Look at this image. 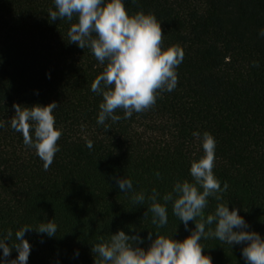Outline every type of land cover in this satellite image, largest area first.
Instances as JSON below:
<instances>
[{
	"label": "trees",
	"instance_id": "obj_1",
	"mask_svg": "<svg viewBox=\"0 0 264 264\" xmlns=\"http://www.w3.org/2000/svg\"><path fill=\"white\" fill-rule=\"evenodd\" d=\"M125 7L154 14L163 46H179L184 57L172 92L147 111L106 121V130L96 124L102 97L90 87L104 65L67 41L68 22L49 20L52 0H0V232L52 219L57 224L51 238L25 233L27 264H94L92 244L117 230L141 237L153 231V238L158 231L177 240L190 235L194 222L186 230L171 201L168 222L157 229L151 214L145 217L150 202L133 204L132 193H122L113 177L130 178L146 198L155 188L165 203L161 198L174 182L191 181L190 163L203 154L193 132L215 138L213 172L221 187L228 184L220 202L239 209L249 230L264 235V38L257 35L264 0H125ZM52 102L61 136L44 170L9 120L14 103ZM115 114L123 117L119 109ZM216 203L210 197L205 213ZM200 243L213 264H245L243 244Z\"/></svg>",
	"mask_w": 264,
	"mask_h": 264
},
{
	"label": "clouds",
	"instance_id": "obj_2",
	"mask_svg": "<svg viewBox=\"0 0 264 264\" xmlns=\"http://www.w3.org/2000/svg\"><path fill=\"white\" fill-rule=\"evenodd\" d=\"M54 10L48 11L50 21L65 20L70 24L68 42L81 49H89L95 59L104 65L101 73L91 83V91L102 97L96 124L107 130L106 121L115 123L128 119L133 113H142L155 105L157 97L172 92L178 83L176 69L182 63L184 53L179 46H163L161 22L152 13L137 11L130 13L125 0H52ZM75 17V22H73ZM264 38V27L257 32ZM258 67V61H252ZM14 115L10 127L20 133L23 144L34 149L36 156L47 170L59 151L57 141L61 131L55 126L54 109L56 102L47 105H12ZM123 112V117L115 114ZM4 124L0 121V127ZM200 140L203 154L190 163L189 180H177L171 191L162 196L165 203L158 202L159 193L155 188L150 195L136 192L130 178L113 177L122 193H132L135 205L150 202L145 217L151 214V223L157 229L167 224L166 203L172 202V213L188 229L189 221L194 228L183 240L160 234L153 238V231L146 237L129 235L117 230L107 240L93 243L91 253L94 264H213L200 241L214 238L229 246L241 245V257L245 264H264V235L250 231L249 225L239 214V209H229L228 203L220 202L221 194L228 188L227 182L221 187L213 172L216 141L209 131L193 132ZM92 149V141L85 145ZM160 177V173H155ZM217 203L214 211L206 214L209 198ZM34 230L49 238L56 236L57 224L52 220L42 222L35 228L30 225L0 232V264H27L31 245L25 233ZM145 240L147 248L141 247ZM15 251L16 257L9 259ZM75 255L78 257L79 252Z\"/></svg>",
	"mask_w": 264,
	"mask_h": 264
}]
</instances>
